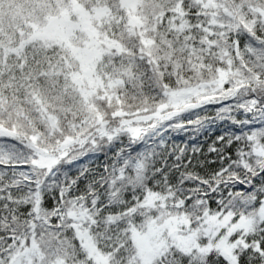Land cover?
Instances as JSON below:
<instances>
[{"label": "snow or ice", "instance_id": "1", "mask_svg": "<svg viewBox=\"0 0 264 264\" xmlns=\"http://www.w3.org/2000/svg\"><path fill=\"white\" fill-rule=\"evenodd\" d=\"M0 264H264V0H0Z\"/></svg>", "mask_w": 264, "mask_h": 264}, {"label": "trees", "instance_id": "2", "mask_svg": "<svg viewBox=\"0 0 264 264\" xmlns=\"http://www.w3.org/2000/svg\"><path fill=\"white\" fill-rule=\"evenodd\" d=\"M177 139H180V137H177Z\"/></svg>", "mask_w": 264, "mask_h": 264}]
</instances>
